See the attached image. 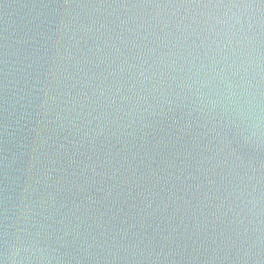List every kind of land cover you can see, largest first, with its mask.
<instances>
[{
    "label": "water",
    "instance_id": "95a60500",
    "mask_svg": "<svg viewBox=\"0 0 264 264\" xmlns=\"http://www.w3.org/2000/svg\"><path fill=\"white\" fill-rule=\"evenodd\" d=\"M222 2L0 0V260L264 264V96L229 94Z\"/></svg>",
    "mask_w": 264,
    "mask_h": 264
},
{
    "label": "clouds",
    "instance_id": "9594fccd",
    "mask_svg": "<svg viewBox=\"0 0 264 264\" xmlns=\"http://www.w3.org/2000/svg\"><path fill=\"white\" fill-rule=\"evenodd\" d=\"M217 7L224 9L223 18L217 20L222 26L218 35L222 43L226 42L225 50L231 51L234 57L229 67L237 71L232 75L244 73L240 91H229V94L245 97L249 108H259L260 98L264 96V92H261L264 82V68L261 67L264 62V0H229ZM217 47H221V44ZM5 259L10 264H31L32 260L47 261L49 257L44 254L35 255L31 247H13ZM0 264H5L4 260H0Z\"/></svg>",
    "mask_w": 264,
    "mask_h": 264
}]
</instances>
